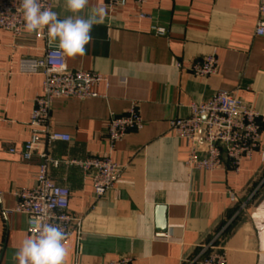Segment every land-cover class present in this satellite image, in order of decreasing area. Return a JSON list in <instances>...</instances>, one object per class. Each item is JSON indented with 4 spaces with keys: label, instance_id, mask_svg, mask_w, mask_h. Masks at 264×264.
Wrapping results in <instances>:
<instances>
[{
    "label": "crops",
    "instance_id": "1",
    "mask_svg": "<svg viewBox=\"0 0 264 264\" xmlns=\"http://www.w3.org/2000/svg\"><path fill=\"white\" fill-rule=\"evenodd\" d=\"M60 19L74 16L65 0H51ZM107 8L94 25L84 56L66 57L69 69L101 74L95 97L55 98L50 123L70 141L50 145L59 161L51 179L69 190V210L80 220L64 243L65 264H104L130 257L131 264H190L214 244L226 249L229 264H264V163L256 152L238 171L225 164L205 171L185 164L187 143L169 129L189 105L219 90L235 93L260 113L264 144V35L254 34L257 0H127L110 10L107 0H90L79 13ZM159 29L162 31L159 32ZM46 44L26 32L15 38L0 28V264H17L15 252L27 238V218L13 211L15 192L30 187L38 169L18 152L30 138L33 98L42 75L24 72V56L43 57ZM214 53L218 71L198 76L195 61ZM135 105L143 126L113 147L106 136L110 116ZM109 154L122 166L115 186L95 198L90 180L66 160ZM235 195V200L230 197ZM165 207L166 230L155 224Z\"/></svg>",
    "mask_w": 264,
    "mask_h": 264
},
{
    "label": "built area",
    "instance_id": "2",
    "mask_svg": "<svg viewBox=\"0 0 264 264\" xmlns=\"http://www.w3.org/2000/svg\"><path fill=\"white\" fill-rule=\"evenodd\" d=\"M127 0H107V6L114 10L123 6ZM143 5L147 0H133ZM259 18L254 34L264 35V0H257ZM41 3L52 11L51 0ZM21 0H0V28L18 38L27 31L24 27L23 13L18 11ZM162 30L159 29V32ZM35 38L45 41L43 57L24 56L20 69L24 72L42 75L41 94L32 100L29 118L30 138L21 150L10 148L9 152H18L21 160L29 161L37 152L38 169L30 187L15 192L17 202L13 211L23 213L27 218V238L38 234L40 217H46L48 223L59 225L66 234V240L76 228L79 233L80 220L69 210V190L56 184L49 175V167L57 166L59 161L49 154V147L57 141L69 142L67 133L56 131L50 123L51 103L55 98L86 99L95 97L93 87L105 79L101 74L80 69H69L66 56L47 38V28L32 32ZM219 62L214 53L207 54L195 61L192 71L198 76L214 75ZM260 113L240 99L235 93L219 90L205 100L192 102L189 115L173 118L169 129L174 136L187 143L186 166L191 169L213 171L225 164L238 171L243 158H252L257 152L264 163V144L261 143ZM143 120L138 108L132 105L124 114L109 118L106 136L111 144L122 139L129 131L139 130ZM66 164L76 165L90 180L95 198H100L111 190L121 172L122 166L109 154L90 156L83 160H66ZM235 200V195L230 192ZM204 256L196 257L190 264H229L226 249L208 244L203 248ZM130 257L110 259L104 264H131Z\"/></svg>",
    "mask_w": 264,
    "mask_h": 264
},
{
    "label": "clouds",
    "instance_id": "3",
    "mask_svg": "<svg viewBox=\"0 0 264 264\" xmlns=\"http://www.w3.org/2000/svg\"><path fill=\"white\" fill-rule=\"evenodd\" d=\"M90 0H65L68 11L75 14L60 19L58 14L46 8L41 0H21L18 11L23 13L27 32H40L47 28L50 44H55L66 57L72 58L86 54V46L92 43L94 25L102 24L108 14L105 6L92 8L87 18L80 16ZM38 234L26 238L15 252L13 259L17 264H65L68 249L64 241L66 234L59 225L48 223L40 217Z\"/></svg>",
    "mask_w": 264,
    "mask_h": 264
},
{
    "label": "water",
    "instance_id": "4",
    "mask_svg": "<svg viewBox=\"0 0 264 264\" xmlns=\"http://www.w3.org/2000/svg\"><path fill=\"white\" fill-rule=\"evenodd\" d=\"M155 224L158 231L166 230V217H165V207L156 206L155 211Z\"/></svg>",
    "mask_w": 264,
    "mask_h": 264
}]
</instances>
